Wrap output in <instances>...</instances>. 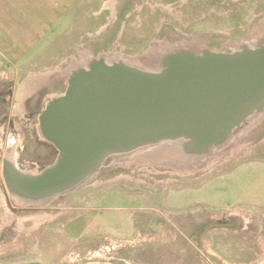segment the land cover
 I'll return each mask as SVG.
<instances>
[{
    "label": "rangeland",
    "instance_id": "374dc122",
    "mask_svg": "<svg viewBox=\"0 0 264 264\" xmlns=\"http://www.w3.org/2000/svg\"><path fill=\"white\" fill-rule=\"evenodd\" d=\"M64 2L0 1V153L31 173L57 155L39 114L84 55L120 53L151 69L171 48L231 51L264 34V0ZM17 37L25 50L5 51ZM236 145L193 159L166 143L157 163L146 151L137 160L141 148L112 154L75 190L40 205L18 202L0 170V264H264V116ZM187 163L199 166L182 173Z\"/></svg>",
    "mask_w": 264,
    "mask_h": 264
},
{
    "label": "water",
    "instance_id": "95a60500",
    "mask_svg": "<svg viewBox=\"0 0 264 264\" xmlns=\"http://www.w3.org/2000/svg\"><path fill=\"white\" fill-rule=\"evenodd\" d=\"M151 69L84 55L41 110L39 133L57 150L40 172L3 159L7 191L25 204L80 186L112 154L172 143L193 159L225 146L264 110V34L231 51L175 47ZM83 264H113L87 262Z\"/></svg>",
    "mask_w": 264,
    "mask_h": 264
},
{
    "label": "bare ground",
    "instance_id": "6f19581e",
    "mask_svg": "<svg viewBox=\"0 0 264 264\" xmlns=\"http://www.w3.org/2000/svg\"><path fill=\"white\" fill-rule=\"evenodd\" d=\"M120 55V56H119ZM122 56V54H120V53H115V52H113V53H110V54H108V58H110V57H117V58H119V57H121ZM64 72V71H63ZM42 79H43V77L42 78H34V79H32V81H31V83H35V84H38L40 81H42ZM34 84V85H35ZM29 91V90H28ZM262 112V113H261ZM260 113H258L257 115H255V116H253L251 119H250V123H248L241 131H240V134H235L233 137H232V139H231V141H229L230 143H231V145H236L238 142H240V140H241V137L248 131V130H250L258 121H260L261 119H262V117L264 116V110L263 111H261ZM160 145H162V144H160ZM160 145H153V146H150V147H148L147 148V146L145 147V148H141L140 149V151H139V153L136 155V159L137 160H142V161H146V160H148L149 158H143L142 156L143 155H145V154H143V153H145V151L147 152V153H150V155H152V157L153 158H150L149 160H154L156 163L157 162H159V161H161L160 159H162L163 160V158H161V156H165V150H163L166 146H163V147H161ZM156 146H159L158 148H155ZM9 148L10 147H12V149H13V147H14V145L12 144V143H9V146H8ZM147 148V149H146ZM164 152V153H163ZM223 152H225V150H222V149H217L214 153H212L213 155V157H217V156H219L221 153H223ZM163 154V155H160V154ZM12 154H14V151L12 152ZM143 154V155H142ZM224 154V153H223ZM142 155V156H141ZM6 156L7 157H9L14 163H16V165H18V162H17V160H16V156L15 155H10V154H6ZM164 160H167L166 158H164ZM167 161H169V160H167ZM166 162V161H165ZM190 163H191V161H190ZM190 163H187V164H183V165H181L180 166V168H181V170H182V173L184 172V173H186V171L187 170H189V171H193V170H195L196 168H198V166L197 167H192L191 166V164ZM164 164H167V163H164ZM201 165V164H200ZM203 165V164H202ZM203 167V166H202ZM183 169H187V170H183ZM15 198H16V200L18 201V202H20V203H24L23 202V200L22 199H19L18 197H16L15 196ZM47 203V201H44V202H38L37 204L38 205H40V204H46ZM25 204V203H24ZM45 219V218H44ZM264 262V261H263Z\"/></svg>",
    "mask_w": 264,
    "mask_h": 264
},
{
    "label": "crops",
    "instance_id": "0c3cea01",
    "mask_svg": "<svg viewBox=\"0 0 264 264\" xmlns=\"http://www.w3.org/2000/svg\"><path fill=\"white\" fill-rule=\"evenodd\" d=\"M0 1H4V2H6L7 0H0ZM50 1H52L54 4H55V8H56V5H58V3H61L62 1H63V3H66V2H64V0H50ZM62 8H60V10H61ZM64 10H66V8H64ZM37 34H41L40 32H39V30H40V28H37ZM33 28L30 30V31H28V32H22L21 31V33H18V32H16L15 33V36H19V35H21V36H19V37H24L25 35H32L33 34ZM0 35H2V38H4L3 37V34H0ZM5 36V35H4ZM19 37H17L16 39H15V41H14V43H12L11 45H12V47L11 48H9V47H7L6 48V50L5 51H7V50H9V51H13V52H19V51H24L25 50V44H23V42L24 41H22ZM20 42V43H19ZM2 44H5L4 43V40L1 42ZM24 48V49H23ZM1 52H3V51H1ZM7 61H9L8 59H6ZM3 66V65H2ZM32 256V255H31ZM2 264H45V263H43L41 260H39V259H37V258H34V257H29V258H27V259H22L21 261H18V262H8V263H2Z\"/></svg>",
    "mask_w": 264,
    "mask_h": 264
},
{
    "label": "flooded vegetation",
    "instance_id": "af4514ba",
    "mask_svg": "<svg viewBox=\"0 0 264 264\" xmlns=\"http://www.w3.org/2000/svg\"><path fill=\"white\" fill-rule=\"evenodd\" d=\"M63 72V71H62ZM43 80H45V77H43ZM33 84H35V83H33ZM235 146H237V145H235ZM226 152V151H225ZM225 152H223V153H225ZM223 153H221L220 155H222ZM4 158H6V156H3V154H1L0 153V170H2V165H3V159ZM133 159V158H132ZM133 161H135V162H138V161H136V160H134L133 159ZM18 166V165H17ZM103 166V165H102ZM2 175V174H1Z\"/></svg>",
    "mask_w": 264,
    "mask_h": 264
}]
</instances>
